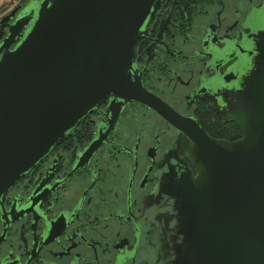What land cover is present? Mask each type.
<instances>
[{
  "label": "water",
  "instance_id": "obj_1",
  "mask_svg": "<svg viewBox=\"0 0 264 264\" xmlns=\"http://www.w3.org/2000/svg\"><path fill=\"white\" fill-rule=\"evenodd\" d=\"M160 4L29 0L0 17V202L109 95L145 100L134 45ZM252 55L227 92L240 139L171 120L197 175L185 162L165 181L130 264H264V28Z\"/></svg>",
  "mask_w": 264,
  "mask_h": 264
},
{
  "label": "flooded vegetation",
  "instance_id": "obj_2",
  "mask_svg": "<svg viewBox=\"0 0 264 264\" xmlns=\"http://www.w3.org/2000/svg\"><path fill=\"white\" fill-rule=\"evenodd\" d=\"M263 28L264 0H161L134 45L131 78L145 100L109 95L7 192L0 264H130L165 181L185 162L197 175L182 142L193 140L171 120L243 136L227 92Z\"/></svg>",
  "mask_w": 264,
  "mask_h": 264
},
{
  "label": "crops",
  "instance_id": "obj_3",
  "mask_svg": "<svg viewBox=\"0 0 264 264\" xmlns=\"http://www.w3.org/2000/svg\"><path fill=\"white\" fill-rule=\"evenodd\" d=\"M11 1L12 0H0V14L1 15L5 14L10 9V7L8 6H10Z\"/></svg>",
  "mask_w": 264,
  "mask_h": 264
},
{
  "label": "built area",
  "instance_id": "obj_4",
  "mask_svg": "<svg viewBox=\"0 0 264 264\" xmlns=\"http://www.w3.org/2000/svg\"><path fill=\"white\" fill-rule=\"evenodd\" d=\"M22 2H25V0H12L11 1V5L13 6V5H17V4H20V3H22Z\"/></svg>",
  "mask_w": 264,
  "mask_h": 264
},
{
  "label": "rangeland",
  "instance_id": "obj_5",
  "mask_svg": "<svg viewBox=\"0 0 264 264\" xmlns=\"http://www.w3.org/2000/svg\"><path fill=\"white\" fill-rule=\"evenodd\" d=\"M14 6H16V5H13V6H12V5L10 4V6H8V7H10V9H9L7 12H9ZM7 12H6V13H7ZM3 15H4V14H3ZM3 15L0 14V17H2Z\"/></svg>",
  "mask_w": 264,
  "mask_h": 264
},
{
  "label": "trees",
  "instance_id": "obj_6",
  "mask_svg": "<svg viewBox=\"0 0 264 264\" xmlns=\"http://www.w3.org/2000/svg\"><path fill=\"white\" fill-rule=\"evenodd\" d=\"M28 1V0H25V2Z\"/></svg>",
  "mask_w": 264,
  "mask_h": 264
}]
</instances>
